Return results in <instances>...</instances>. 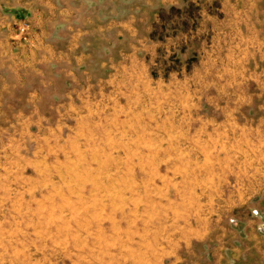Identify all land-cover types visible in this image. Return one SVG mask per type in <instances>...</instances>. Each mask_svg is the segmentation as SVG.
<instances>
[{
	"label": "rangeland",
	"instance_id": "obj_1",
	"mask_svg": "<svg viewBox=\"0 0 264 264\" xmlns=\"http://www.w3.org/2000/svg\"><path fill=\"white\" fill-rule=\"evenodd\" d=\"M220 1L0 0L12 11L50 2L57 20L49 31L66 21L57 31L60 48L77 44L93 57V71L106 51L115 67L123 61L132 69L119 73L129 83L114 84L109 106L101 85L104 96L97 105L68 107L65 118L50 121L49 134L33 136L34 150L26 153L33 162L0 168V179L9 180L0 181V192L9 194L0 196V264H163V247L176 224L185 225L186 214L264 219V58L249 87L236 83L222 97L236 118L218 121L224 134L209 137L217 149L204 153L208 170L217 166L221 181L208 183V191L235 198L169 197L181 188L182 175L172 162L194 158L186 151L191 137L158 132L171 122L189 126L190 121L164 117H170L175 101L198 97L200 88L168 81L191 74L198 55L185 44L203 12L222 15ZM235 1L241 16L259 17L250 26L264 40V0ZM19 24L18 34L26 37L29 23ZM158 80L165 83H153ZM172 145L180 152L170 151Z\"/></svg>",
	"mask_w": 264,
	"mask_h": 264
},
{
	"label": "crops",
	"instance_id": "obj_2",
	"mask_svg": "<svg viewBox=\"0 0 264 264\" xmlns=\"http://www.w3.org/2000/svg\"><path fill=\"white\" fill-rule=\"evenodd\" d=\"M219 4L222 15L203 12L199 28L185 44L189 50L193 48L190 54L198 55L191 74L182 80L173 77L168 81L186 83L187 88V83H193L200 88L198 97L189 94L183 100L175 101L174 110L168 114L170 117H164L175 122L190 121L189 126L184 128L171 122L168 129L165 124L158 132L162 135L170 131L169 134L178 135L184 131L191 137L186 151L193 153L194 158H176L171 164L182 176L177 181L181 188L169 193L170 199L235 198L226 192L208 191V183L221 181L217 179V166L212 165L214 172L208 170L211 166L204 153L217 147L212 145L209 137L219 138L224 134L218 121L236 118L235 112L230 111L231 105L224 103L222 97L231 94L236 83L249 87L251 73L264 58V40L256 38V27L250 26L258 16H241V6L235 0H222ZM0 9L10 10L9 6L1 4ZM52 9L50 2H43L39 7L30 5L17 11H0L2 170L16 167L18 161H23L25 167L26 163L33 162V155L26 154L34 150L30 144L33 136L49 134V123L56 115L63 119L68 107L77 110L82 105L89 108L97 105L98 98L104 96L101 85L105 86L109 106L113 101L114 84L129 83L118 76L132 69L124 66L123 61L115 67L112 52L106 51L105 59L93 71L90 68L93 57L81 52L77 44L68 50L60 48L57 41L62 37L57 31L66 21L56 25L55 32L51 33L49 30L57 20ZM21 21L31 27L26 37L18 34ZM179 91L176 87V95ZM209 124L215 126L209 127ZM172 149L180 152L177 145H172L170 151ZM28 166L34 167L33 164ZM25 179L34 180L29 176ZM3 180L9 182L0 179ZM7 193L0 192V196L7 198ZM225 214L199 217L186 214L185 225L179 227L176 224L169 245L163 247L160 257L163 264H264V219L249 216L229 219Z\"/></svg>",
	"mask_w": 264,
	"mask_h": 264
},
{
	"label": "built area",
	"instance_id": "obj_3",
	"mask_svg": "<svg viewBox=\"0 0 264 264\" xmlns=\"http://www.w3.org/2000/svg\"><path fill=\"white\" fill-rule=\"evenodd\" d=\"M22 29L25 30V27H23Z\"/></svg>",
	"mask_w": 264,
	"mask_h": 264
}]
</instances>
